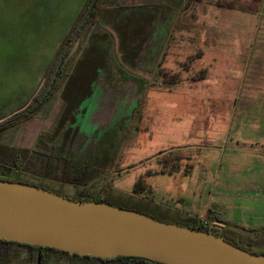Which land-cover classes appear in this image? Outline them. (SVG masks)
Returning a JSON list of instances; mask_svg holds the SVG:
<instances>
[{"label":"rangeland","instance_id":"rangeland-1","mask_svg":"<svg viewBox=\"0 0 264 264\" xmlns=\"http://www.w3.org/2000/svg\"><path fill=\"white\" fill-rule=\"evenodd\" d=\"M185 1L101 0L107 8L114 7L98 9L93 24L74 42L50 100L30 120L16 122L0 134L1 145L17 150L30 149L40 132H51L55 154L45 166L37 162L26 170L27 179L54 181V188L69 195L89 191L99 179L103 197L133 204L131 188L139 175L159 170L164 158L183 156L179 171L146 179L155 206L194 213L208 203L219 165L224 172L229 156L213 132L223 125V113L235 109L226 99L217 100L233 94L264 95V0H201L184 7ZM34 2L0 0V119L17 111L39 89L63 40L52 23L21 13ZM135 6L154 12L157 28L146 58L132 68L122 60L113 30L104 20L110 19L108 10ZM98 22L112 36L113 51L111 55L105 41L99 43L108 63L101 87L94 86L88 96L92 73L86 68L93 59L88 58L90 50L83 56V46H89L83 41L93 38L91 27ZM158 62L166 74L177 76V84H161ZM201 71L204 79L195 80ZM250 105L259 111L258 103L233 104L237 111ZM187 165L192 172L185 174ZM176 197L185 203L173 201ZM150 204L146 208L155 210ZM13 254L20 261L14 264L26 259L22 249ZM48 263L82 264L55 256Z\"/></svg>","mask_w":264,"mask_h":264},{"label":"water","instance_id":"water-1","mask_svg":"<svg viewBox=\"0 0 264 264\" xmlns=\"http://www.w3.org/2000/svg\"><path fill=\"white\" fill-rule=\"evenodd\" d=\"M0 240L100 259L137 257L162 264H264V255L240 249L210 232L3 180Z\"/></svg>","mask_w":264,"mask_h":264},{"label":"crops","instance_id":"crops-1","mask_svg":"<svg viewBox=\"0 0 264 264\" xmlns=\"http://www.w3.org/2000/svg\"><path fill=\"white\" fill-rule=\"evenodd\" d=\"M87 1L35 0L33 4L24 6L21 13H26L37 21L42 20L46 23H52L60 29L63 38L62 42L57 45L60 47L86 6ZM99 7L100 12H103L105 9H111L114 6L107 8L102 2ZM135 7L137 8H121L116 11L113 10L114 12L108 10L107 12L111 14L110 19L104 20V23L109 24L110 29L113 30L117 43L116 47L122 60L126 64L129 63L132 68H136L138 62L146 58L149 49L148 44H150V40H154L157 28L154 12L143 7L140 8V6ZM101 18L104 17L101 16ZM99 24L102 23L98 22L91 27L94 28L93 38L90 40L89 37H86L83 41L84 44L88 42L89 45L87 48L85 45L83 46L85 49L83 56L86 55L87 50H90L88 58L93 59L88 68H86L87 64H80L83 70L86 68L92 73L87 80L88 96L94 86L101 87V73L106 63H108L107 59L101 56V50H98L99 43L105 41L109 44V52L111 49L113 51L112 36L102 29ZM104 34H107L105 38L103 37ZM150 49V54L154 53L153 49ZM110 54L112 55L111 52ZM122 65L119 64L120 67ZM115 67L118 68L116 65ZM228 97H231V99H228ZM225 99L226 102H230V109L235 108V111L227 110L223 113V115H226L224 119L221 117L223 122H220V124L223 125L213 133H215L217 140L225 146L224 153L229 155L224 160L227 169L223 172V169H220L223 165H219L220 168L210 189L208 203L203 208L196 209V212L189 213L172 207L170 209L160 205L155 206L154 201L151 204L155 206V210L150 211L157 214H168L173 217L186 213L190 216L205 219L208 211L211 210L223 220V226L252 229L264 235V95L261 94L257 97L254 95H239L235 97L233 94L228 95L227 98L220 97L217 101L221 102ZM234 103H258L259 111H252L254 107H251V105L240 107V110L237 111L236 108L238 107H234ZM179 157L185 158L183 156ZM190 172L192 171L190 170ZM222 172L223 174H221ZM174 200L179 204L185 203V199L182 197H176Z\"/></svg>","mask_w":264,"mask_h":264},{"label":"trees","instance_id":"trees-1","mask_svg":"<svg viewBox=\"0 0 264 264\" xmlns=\"http://www.w3.org/2000/svg\"><path fill=\"white\" fill-rule=\"evenodd\" d=\"M193 1H196L197 3L201 2V0H186L184 7H189ZM100 4L101 0L87 1L86 6L80 13L68 36L59 47L54 61L42 78L39 89L17 111L7 118L5 117L0 119V134L7 131L15 125L16 122H25L30 120L36 115L41 107H43L50 100L60 84L61 75L65 71L64 68L68 63L66 60H68L70 48L82 34L84 29L93 24ZM227 8L233 9L231 6H227ZM157 73L161 77L162 85L169 86L178 83L176 75L169 76L162 70L161 62H158L157 64ZM204 76L205 72L201 71L195 80H203ZM56 150L57 147L52 142V134L47 131H42L37 135L34 145L30 149L13 150L12 148H8L0 144V180L18 182L43 188L75 201L105 203L111 206H116L120 209L142 213L165 223H174L193 230L210 232L214 236L221 237L226 242L240 249L254 254L264 255V235L260 234L259 231L252 229L223 226V220H221L216 213L211 210L208 211V215L205 219H200L197 216H190L186 213H182L176 217L168 214H157L146 208V205L154 202L152 187L146 183V179L154 175H172L180 170L182 165L181 160L183 158L179 156L166 159L164 158L160 162L161 168L159 170L148 169L143 174L139 175L135 179L131 188V194L135 196L134 199H136L137 202H133L132 204L118 203L103 197L102 193H100L101 188L98 186L100 183L99 179L92 184V188L89 191H81L74 195H69L54 188L52 186L54 181H48L47 183L39 179L30 180L25 177V172H27L26 170L33 167V165H36L37 162L40 167L48 164V160H50V157L55 154ZM191 168L192 167L190 165H187L184 168V173H189ZM16 249H22L26 253V259L24 262H21V264H49L48 261L51 256L66 258L68 260H77L82 264L85 262H98L101 264H162L137 257L100 259L88 256H70L66 252L58 251L52 248L19 244L6 240H0V264L20 263L17 258H14L15 254H13V252Z\"/></svg>","mask_w":264,"mask_h":264}]
</instances>
